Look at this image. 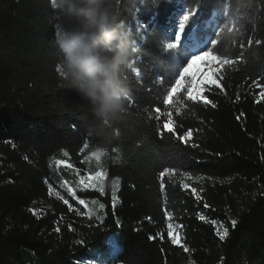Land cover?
I'll list each match as a JSON object with an SVG mask.
<instances>
[{
  "label": "trees",
  "instance_id": "16d2710c",
  "mask_svg": "<svg viewBox=\"0 0 264 264\" xmlns=\"http://www.w3.org/2000/svg\"><path fill=\"white\" fill-rule=\"evenodd\" d=\"M236 4L114 0L138 51L122 76L131 102L113 124L116 136L105 139L90 131L95 117L88 102L58 71L57 33L67 19L59 15L64 24L57 27L50 0H0V264H80L89 249H106L115 233L112 264H264V0L242 8L241 34L233 36L227 21ZM185 14L183 46L168 50ZM196 48L223 60L214 76L220 87L204 91L215 107L188 100L189 84L179 93L172 88L188 64L182 58ZM168 113L177 132L193 131L187 143L157 134ZM97 150L105 152V192L78 195L103 202L102 220L78 214L47 183L60 152L83 168ZM186 176L196 180L199 200L183 188ZM44 203V214H36L33 208ZM213 220L229 228L224 241ZM169 223L189 251L171 243Z\"/></svg>",
  "mask_w": 264,
  "mask_h": 264
},
{
  "label": "clouds",
  "instance_id": "9594fccd",
  "mask_svg": "<svg viewBox=\"0 0 264 264\" xmlns=\"http://www.w3.org/2000/svg\"><path fill=\"white\" fill-rule=\"evenodd\" d=\"M249 4L250 0H237L227 21L235 26L231 35L241 34V10ZM50 6L68 21L56 39L62 78L88 102L95 117L90 131L97 129L105 139L115 137L113 124L131 102L122 76L138 51L135 41L114 12V0H50Z\"/></svg>",
  "mask_w": 264,
  "mask_h": 264
},
{
  "label": "rangeland",
  "instance_id": "374dc122",
  "mask_svg": "<svg viewBox=\"0 0 264 264\" xmlns=\"http://www.w3.org/2000/svg\"><path fill=\"white\" fill-rule=\"evenodd\" d=\"M187 30L185 28V31L183 33L180 32V29L178 28L177 33L181 35V38L186 34ZM179 37L177 36V40ZM175 40V37H174ZM196 52V57H191L189 60V64H187L185 67L187 69H182L180 73L181 79L184 78V84H189V96L192 99L202 100L205 101L204 97V91L206 86L208 85L207 81L214 79L213 73L222 66L223 60L220 58L215 57L214 55L210 54L207 51H200V48L193 49ZM205 52V53H204ZM184 67V68H185ZM186 75V76H185ZM185 76V77H184ZM180 81L178 80L177 83ZM204 91H201V83H203ZM175 89H173L172 92H174ZM260 98L264 99V86L261 87L259 92ZM166 127H170L169 124L165 125ZM65 151L60 152L59 156L52 159L54 174L52 175V179H47L48 187L50 194L54 197L61 198L63 201L67 200L68 205H70V208L77 211L78 214H82L81 212L84 211L89 216L99 219L98 217H103L104 215V208L101 209L99 207L101 202L100 200L96 198H85L80 197L78 195V192H84V191H92L91 189L85 190L80 180L83 177H86L88 174H94L97 171H102L105 173L103 167V158L105 157V152L102 150L94 151L90 154H88L84 158V167L78 168L74 166L67 158V156L64 155ZM57 161H62V163H57ZM71 164L72 167H68V165ZM77 170H79V175L77 174ZM106 177V176H105ZM196 181L194 178H191L189 176H186L183 180L184 186L190 189H193V182ZM91 182V181H89ZM105 182V178L103 183ZM105 187V186H104ZM120 187V178L116 177L113 180V189H112V203L113 206L116 207L119 205V196L118 191ZM113 196H115V201H113ZM83 199L85 200V204L81 205L79 203V200ZM77 202L82 207H79L75 205V202ZM48 203L41 204L40 207L33 208V211L38 214L42 215L44 214V210ZM217 223L214 224L216 227V231H220L219 228L220 224H223L225 227V223L216 221ZM173 224V223H172ZM173 232L178 233L177 226L173 224ZM171 235V233H169ZM119 238L120 233H115L113 236H111L107 240V248L104 249L102 252L97 251L95 249H89L87 252V256L81 258L78 262L80 264H101L102 261H107L108 264L111 263V259L117 254L118 252V244H119ZM174 241V239H173ZM101 252V253H100Z\"/></svg>",
  "mask_w": 264,
  "mask_h": 264
},
{
  "label": "snow or ice",
  "instance_id": "6c2138e0",
  "mask_svg": "<svg viewBox=\"0 0 264 264\" xmlns=\"http://www.w3.org/2000/svg\"><path fill=\"white\" fill-rule=\"evenodd\" d=\"M139 2L141 4L144 3V0H139ZM137 11H139V9H137ZM189 21V15L188 14H185L183 15L182 17V20L179 24V29H180V32L183 33L185 31V24L186 22ZM64 24V21L62 20V18L59 17V15H57V27L60 28L62 25ZM145 35H147V33L145 32L144 33ZM177 36L179 37V39L177 40ZM175 41L176 43H167L166 44V48L168 50H172V49H175L177 47V45H182V41H181V35L179 33H176L175 34ZM259 43V41L257 42ZM209 49V48H208ZM200 51H203V49H200ZM208 51V50H207ZM205 53V52H204ZM170 55V54H169ZM189 55H192L193 57H196L194 53H189ZM183 62H186L189 64L190 60L187 59V56L183 57L182 58ZM184 69H187V67L183 68ZM59 71V69H58ZM60 74V72H59ZM61 75V74H60ZM213 75L215 76L216 73L214 72ZM186 76V75H185ZM184 76V77H185ZM179 77H180V73H179ZM180 81L179 83H177V81ZM208 84H211V85H215L216 87H220V83H219V80L218 79H212V80H209L207 81ZM203 83H201V91H204V88H203ZM185 87V84H184V78L181 79H175V85L174 87L172 88H176L177 89V93H179L182 89H184ZM190 87V83L187 87V92H188V88ZM171 88V89H172ZM186 92V94H187ZM188 100H191V101H197L198 97H196V99H191V98H188ZM205 100V103H208V104H212V107H215L216 105L212 103V101H209L207 100L206 98H203ZM156 113L157 115L154 117V119L156 120H160L161 119V116H160V109L157 108L156 110ZM171 116H172V113L170 112ZM169 122V113L167 114V118L164 120V122L162 123V125L160 126L162 128V131H158V135H160L162 138L164 136V132H167V133H170L172 134L177 140L181 141V142H184V143H187L188 140L193 136V131L191 129H189L188 131L184 132L183 134H180L179 132L176 131V126H174V121L172 120V124L170 127H166L165 125H167ZM64 155L65 156H68L69 153L68 152H64ZM62 163V161H57V163ZM68 167H72L71 164L68 165ZM77 174L79 175V170H77ZM106 176V173L102 172V171H97L95 172L94 174H88L86 177H83L81 178L80 180V183L82 185V187L85 189V190H88V189H91V190H94L96 192H98L100 195H103L104 192H105V187H104V178ZM159 176H160V173H159ZM165 177V176H164ZM164 177L161 178V183H160V188L161 190L163 191L164 188H165V184H164ZM91 181V182H89ZM184 189H187L185 187H183ZM192 193L194 195H196V199L199 200L200 199V196L197 194V190L195 188L192 189ZM113 201H115V196H113ZM65 204L68 203L67 200L64 201ZM79 203L81 205L85 204V200L83 199H80L79 200ZM99 207L101 209H103L105 207V205L103 203H100L99 204ZM204 207H208L207 204L204 205ZM167 219L169 221H171L173 219V216L170 214V213H167ZM99 219H103V217H98ZM200 219H204L203 216L200 217ZM213 224H216L217 222L215 220L212 221ZM237 224V221L235 219H233L231 221V225L233 228H235ZM182 227V226H181ZM219 228L221 229L220 231H218L216 233V235L218 236V238L221 240V241H224L228 236H229V228L228 227H225L223 224H220L219 225ZM57 231H59V229H57ZM169 233H171V235H169ZM167 236L169 237L170 241L172 244H174L172 241H173V238L174 237H179V240L177 243H175L174 245H180L181 247H183V244L181 243V240H182V237L178 234V233H175L173 232V224L172 223H169L168 224V232H167ZM163 237H161L162 239ZM183 250H187L189 251L188 248L186 247H183ZM101 264H108L107 261H102Z\"/></svg>",
  "mask_w": 264,
  "mask_h": 264
},
{
  "label": "bare ground",
  "instance_id": "6f19581e",
  "mask_svg": "<svg viewBox=\"0 0 264 264\" xmlns=\"http://www.w3.org/2000/svg\"><path fill=\"white\" fill-rule=\"evenodd\" d=\"M173 239H174V241H177V239H178V236H177V237H174Z\"/></svg>",
  "mask_w": 264,
  "mask_h": 264
},
{
  "label": "water",
  "instance_id": "95a60500",
  "mask_svg": "<svg viewBox=\"0 0 264 264\" xmlns=\"http://www.w3.org/2000/svg\"><path fill=\"white\" fill-rule=\"evenodd\" d=\"M178 234H179V233H178ZM178 240H179V237H178L177 241H174V242H178Z\"/></svg>",
  "mask_w": 264,
  "mask_h": 264
}]
</instances>
